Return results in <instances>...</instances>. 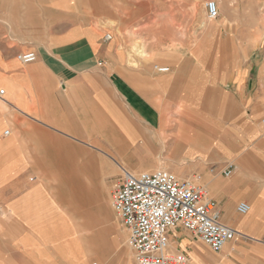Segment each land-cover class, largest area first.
<instances>
[{"label":"crops","instance_id":"obj_1","mask_svg":"<svg viewBox=\"0 0 264 264\" xmlns=\"http://www.w3.org/2000/svg\"><path fill=\"white\" fill-rule=\"evenodd\" d=\"M17 12L11 21L0 6V264L96 263L81 201L90 185L159 169L194 176L237 232L209 253L179 227L172 251L190 264H264V59L252 60L249 22L189 17L199 34L171 45L155 41L151 16L105 11L96 22L29 3ZM24 52L36 60L21 62ZM108 221L94 222L101 259Z\"/></svg>","mask_w":264,"mask_h":264},{"label":"built area","instance_id":"obj_2","mask_svg":"<svg viewBox=\"0 0 264 264\" xmlns=\"http://www.w3.org/2000/svg\"><path fill=\"white\" fill-rule=\"evenodd\" d=\"M206 9L210 19L219 17L215 0H208ZM110 37L106 35V39ZM17 58L30 63L36 60V54L19 53ZM233 170L229 165L224 176H231ZM112 206L129 231V246L138 264H190L185 252L170 249V231L179 227L190 231L213 252H219L237 233L222 220L217 202L204 186L168 170L124 172L112 191ZM250 209L247 202L237 205L240 214Z\"/></svg>","mask_w":264,"mask_h":264},{"label":"rangeland","instance_id":"obj_3","mask_svg":"<svg viewBox=\"0 0 264 264\" xmlns=\"http://www.w3.org/2000/svg\"><path fill=\"white\" fill-rule=\"evenodd\" d=\"M207 1L208 0H0V6H7L11 9V21H17V11L19 5L28 3L36 6L42 5L43 7L47 8L54 7L56 5L68 7L71 11H74L75 14L80 16L83 14H88L91 18V21L96 22H98L100 18L104 16L105 11L108 13H113L115 10H117L127 21H136L138 19L144 18V16L146 18L151 16V19H153V25L151 26L156 32L159 31L156 33L155 41L158 42L163 40L164 42L170 43L171 45L179 43L185 45L184 39L188 42L190 37L193 39L200 32L197 31L200 30L199 28L192 30L190 27H188L187 20L189 17H199L201 20V26L203 23H206V19L211 20L207 14ZM215 1L218 2L220 14H223L225 19L249 22L252 60H254V58L264 59V0ZM101 13L103 15H101ZM145 27L147 26H144L139 30L141 31ZM139 30H134L133 32L136 33L139 32ZM169 32L170 37L167 36ZM258 43L259 45L257 46L256 44ZM204 159L206 160L207 158ZM209 159V161H206L207 163L215 160V158L212 157ZM262 167L264 169V165H262ZM206 168L209 170V164L205 165V169ZM202 172L203 168L198 170L197 175L202 176ZM193 177L194 176L191 178L192 180H194ZM118 182L115 181L113 184H98L101 191L99 200L96 199V188L98 186L97 184H92L93 194H91L90 197L87 196L84 198V200H81L86 206H88L86 209H90L89 213L95 212V210H97L98 206L100 205L101 207L106 208L105 210L107 216L110 219L107 225L114 231L113 234H111V241L113 244H111V241H109L110 243L107 242V246L110 247L109 251L112 249V253L107 258L101 259L96 254V252L99 253L101 249L97 248L94 250V252H92V258L90 259L89 263L97 262L98 264H138L135 258V253L129 246V231L123 226L120 218L112 207V191L114 189V185H116ZM103 193H106V196H104ZM76 198H78L76 195L72 197L73 200ZM86 206L78 205L77 211H83V208ZM236 207L237 204L235 205V209ZM96 228L97 226L94 227V225H91L90 235L91 231L94 234ZM104 232L106 233V231ZM198 240L199 239L197 238L196 244L203 246V248H205L209 253H212L211 249L205 243ZM191 261L192 264H194V258Z\"/></svg>","mask_w":264,"mask_h":264},{"label":"bare ground","instance_id":"obj_4","mask_svg":"<svg viewBox=\"0 0 264 264\" xmlns=\"http://www.w3.org/2000/svg\"><path fill=\"white\" fill-rule=\"evenodd\" d=\"M218 3V2H217ZM218 6H219V4H218ZM113 23V22H112ZM159 170H167V169H159ZM155 171H157V170H155ZM155 171H147V172H155ZM169 171V170H168ZM140 173V172H139ZM173 173V172H172ZM175 174V173H174ZM92 184L90 185V190H89V192H88V195L87 196H91V194H93V191H92ZM95 189V188H94ZM100 194H101V192H98L97 190H96V199H100ZM86 196V197H87ZM102 198V197H101ZM92 199V198H91ZM89 200V199H88ZM98 202V201H97ZM106 208H104V207H101V205L100 206H98V208H97V210H95V212H93V213H89V216H90V218H91V223H92V225H94V222H96V220L97 219H101V218H103L104 216L105 217H107L106 216V210H105ZM87 212H90V209L89 210H87ZM106 223H108V222H106ZM94 227H95V225H94ZM104 228H102V229H104V231H106V233H105V237H104V239H105V241H106V248H105V252H106V255H107V257L112 253V249L109 251V246H107L108 244H107V242H109V241H111L112 240V235L111 234H113V230L107 225V226H103ZM97 238H98V231H97V228H96V230H95V232H94V234L92 233V231H91V237L90 238H88L87 240H86V245L91 249V251L92 252H94V250H96L97 248H99V246H98V243L96 242L97 241ZM121 238H123V237H121ZM110 243V242H109ZM111 244H113L112 243V241H111ZM110 244V245H111ZM103 245H101V248H103L104 249V247H102ZM108 253V254H107ZM107 257H105V258H107ZM131 257V256H130ZM130 261V260H129ZM96 264H98L97 262H96ZM114 264V263H113Z\"/></svg>","mask_w":264,"mask_h":264}]
</instances>
